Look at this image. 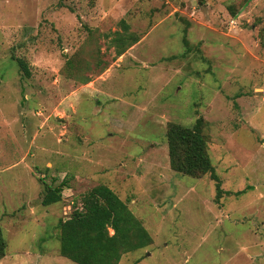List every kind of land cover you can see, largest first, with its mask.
Here are the masks:
<instances>
[{
    "label": "rangeland",
    "instance_id": "374dc122",
    "mask_svg": "<svg viewBox=\"0 0 264 264\" xmlns=\"http://www.w3.org/2000/svg\"><path fill=\"white\" fill-rule=\"evenodd\" d=\"M198 118L219 197L169 164ZM100 184L152 239L118 264H264V0H0V264H76L59 222Z\"/></svg>",
    "mask_w": 264,
    "mask_h": 264
},
{
    "label": "trees",
    "instance_id": "16d2710c",
    "mask_svg": "<svg viewBox=\"0 0 264 264\" xmlns=\"http://www.w3.org/2000/svg\"><path fill=\"white\" fill-rule=\"evenodd\" d=\"M123 32L115 31L112 42L116 54H123L138 41L121 20ZM184 45H187L186 38ZM19 69L28 77L27 63L18 58ZM170 167L184 175L199 177L209 174L216 182V196L221 194L219 178L211 163L206 138L202 132V119L192 126L169 123L166 130ZM66 181L44 187L42 205L61 199ZM151 236L133 215L127 204L108 186L92 187L82 199V207L59 222V254L76 264H118L122 255L141 249L151 243ZM6 244L0 228V259Z\"/></svg>",
    "mask_w": 264,
    "mask_h": 264
}]
</instances>
